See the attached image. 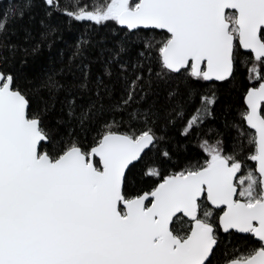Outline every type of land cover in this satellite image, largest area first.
<instances>
[{"label":"snow or ice","instance_id":"6c2138e0","mask_svg":"<svg viewBox=\"0 0 264 264\" xmlns=\"http://www.w3.org/2000/svg\"><path fill=\"white\" fill-rule=\"evenodd\" d=\"M57 15L87 31L30 77ZM162 88L166 105L149 101ZM177 123L202 157L181 158ZM0 264H264V0H9Z\"/></svg>","mask_w":264,"mask_h":264},{"label":"trees","instance_id":"16d2710c","mask_svg":"<svg viewBox=\"0 0 264 264\" xmlns=\"http://www.w3.org/2000/svg\"><path fill=\"white\" fill-rule=\"evenodd\" d=\"M9 2V0H0V10L4 8V6ZM93 0H80V3H89L91 4ZM73 0H61V4L63 7L71 8ZM96 4L104 3V0H95ZM37 16L36 21L31 25L30 30L33 32L34 36L38 37L40 32V23L39 21L43 18V9L42 7H37L36 9ZM53 23H60L62 26V32L58 34L55 43L52 46V49L49 50L46 46L41 48L40 53H38L35 57H29V63L24 66L23 70L29 74L30 77L38 78L45 74V72L49 68H59L61 65L60 61V53L63 52L64 60L67 61L69 58L73 46L80 38V36L84 35L87 31L86 26H83L79 23L73 22L72 26L69 27L67 23V18L62 15H57L53 20ZM25 27H29L27 24ZM12 42L23 47L29 46L28 42L25 40L24 32L18 31L15 36L12 37ZM94 55L98 56V53H94ZM16 67L19 68V56L17 57ZM92 77L95 79L97 75H101L103 72L102 65L100 63H94L91 67ZM69 79H71L69 77ZM166 89H160V94L158 98L149 97V101L152 99H158V103L160 105H166L165 100ZM146 106V105H145ZM59 107V105H58ZM59 113L57 112L56 115ZM218 117L220 113H217ZM231 117H229L230 119ZM181 124L177 123L175 126L169 128L167 135L171 138V143L179 142L181 145L187 144V152H181V158L183 159L185 156L188 157H202L203 153L199 148L198 142L195 139H191L190 141L181 136ZM206 128H217L221 132L224 131L223 123L221 119L209 120L206 124ZM234 135V133L232 134ZM232 135H225V146L230 147L232 143ZM214 136V134H213ZM208 139L210 142H214L213 137L209 136Z\"/></svg>","mask_w":264,"mask_h":264}]
</instances>
